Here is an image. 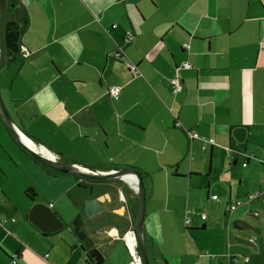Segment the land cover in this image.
Listing matches in <instances>:
<instances>
[{"label": "crops", "instance_id": "0c3cea01", "mask_svg": "<svg viewBox=\"0 0 264 264\" xmlns=\"http://www.w3.org/2000/svg\"><path fill=\"white\" fill-rule=\"evenodd\" d=\"M13 1L28 22L16 54L4 48L0 34V96L16 128L35 142L27 140L30 146L46 158L99 172L136 169L145 189L142 233L150 264H228L233 255L264 264V214L227 213L234 201L264 192V0L5 3ZM1 18L3 26L5 11ZM175 75L182 91L173 96ZM111 86L123 87L119 98L108 95ZM41 166L0 120V264H19L33 246L56 242L61 230L44 234L28 214L44 205L66 227L65 197L85 216L82 232L103 264H130L121 237L134 231L136 181L77 180ZM253 171H259L256 185L242 190ZM38 179L50 192L37 187ZM218 181L220 196L214 193ZM100 197L102 212L86 217L85 201ZM222 222L232 227V239L210 248V258L204 236ZM73 237L68 249L94 264Z\"/></svg>", "mask_w": 264, "mask_h": 264}, {"label": "water", "instance_id": "95a60500", "mask_svg": "<svg viewBox=\"0 0 264 264\" xmlns=\"http://www.w3.org/2000/svg\"><path fill=\"white\" fill-rule=\"evenodd\" d=\"M5 0H0V18L5 11ZM20 39V32L18 27L14 22H7L5 26V33L3 36L4 48L11 54H16L18 52V41ZM1 45H0V62H1ZM0 120L5 125L9 135L13 141L18 144L34 161L40 165L55 171L63 175L77 176L80 178H85L93 182H117V181H136L137 183V196H138V210L134 220V232L137 240V249L139 256L141 258L142 264H150L145 245L143 242V218H144V207H145V189L143 187V178L141 174L134 168H115L109 172H99L90 168H84L73 163H61L55 158L49 159L43 155L38 154L29 148L24 142L23 138L27 139L29 142L35 144L31 139H29L25 134H23L16 126L13 124L11 118L9 117L6 108L3 104L2 98L0 96ZM36 145V144H35ZM91 194V191L89 192ZM103 210L102 200L100 198H94L85 201V215L91 218ZM28 219L35 227H37L44 234L56 233L64 228V224L58 217L53 213L48 207L36 204L32 207L28 214ZM82 226L80 217L73 224V234L77 240L82 244V249L86 252V260L93 261L94 264H103V256L94 247V242L89 238L84 232L80 231Z\"/></svg>", "mask_w": 264, "mask_h": 264}, {"label": "rangeland", "instance_id": "374dc122", "mask_svg": "<svg viewBox=\"0 0 264 264\" xmlns=\"http://www.w3.org/2000/svg\"><path fill=\"white\" fill-rule=\"evenodd\" d=\"M0 20H1L0 21V34H2V33H5L6 23L2 26L1 25L2 24L1 23L2 18ZM252 161L254 162V159ZM226 162L231 163V159H229L227 157ZM241 162H245V159H242V160H240V162H238L237 167L235 168L237 170V173H239V171H240L239 168H240ZM222 166H223V173H224V171H226V163L223 162ZM258 174H259V171L258 172L253 171L251 174H249V177H247L249 182H248V184H244L242 186V190L247 188L248 186L256 185ZM211 178L215 182V175H212ZM36 184H37V187H39L41 189H43V187H44V188L48 189V191L50 192L49 189H51V187H49L46 184V181L38 179ZM216 184H217V186H219V187H217L219 190H218V192H214V193L215 194L217 193L216 195L220 196L218 193L221 191V189H223V184L219 181L216 182ZM215 190L217 191L216 188H215ZM253 193L254 192H252L250 194H253ZM72 197H75V196L72 194ZM240 200L245 201V198H242ZM62 202H63V207L65 210V212L63 213V218L66 219V224H65L66 227H64V229L61 230L57 234V237H53V238H56V242L51 243V244L42 243L41 245H38V247L33 246V248H32L33 252L26 251V254H25L23 261L19 262V264H49V262L51 264H85V258L82 256L80 250L77 249V250H73V251L71 250L70 251L68 249V247H71L73 249V247H72L73 242L74 243L76 242L74 237H73V234H72L73 224L78 220V217L80 216V220L82 222L81 231H84V227H85L84 223L86 222V219L84 218L85 216L83 215L84 217H82L76 211V209H72L71 201L69 198L65 197L64 199H62ZM44 203H47V202H44ZM236 210H238L239 214H243L244 212L246 214H249L250 212H252L256 215L258 213L260 216V215L264 214V204H259L257 201H255L252 204H245L244 206L239 207ZM82 213L84 214V208L82 210ZM248 218H249V220H251V217H248ZM256 218L257 217L252 218V219L255 220ZM247 223H249L253 226L255 225L254 222H250L248 220H247ZM184 225H185V223H184ZM231 230H232V227H231ZM231 230L229 228L227 229V225L222 222L221 224L220 223L218 224V229L210 230L209 233L206 236H204V244L206 246H208L206 249H207V253L210 256V258H212L215 255L214 251L210 248L218 247V245L220 244V242L222 240L226 241L227 237L229 239H232L233 234H232ZM129 231H132V230H129ZM235 236H236V238L242 239V240L247 238V235H243V234H236ZM249 239H251V238H249ZM252 239H254V238H252ZM248 240H247V243H249ZM254 242H255V239H254ZM254 242L249 243V244L250 245L254 244ZM225 244H224L223 248H225ZM213 249H215V248H213ZM45 255L50 256V259L48 261H46L44 259ZM232 257H237L239 259V262H242V259L245 256L233 255ZM232 257H230V258H232ZM53 258L55 259V262H52ZM13 259L14 258H11L12 262H14Z\"/></svg>", "mask_w": 264, "mask_h": 264}, {"label": "built area", "instance_id": "2783aa9c", "mask_svg": "<svg viewBox=\"0 0 264 264\" xmlns=\"http://www.w3.org/2000/svg\"><path fill=\"white\" fill-rule=\"evenodd\" d=\"M125 67L127 68V70L132 74V75H137L138 74V68L133 65V64H129V63H124ZM182 69L185 70H189L191 68L190 65L188 64H183ZM170 88H171V93L173 96L178 95L179 93H181L182 91V87H181V82L179 80V77L177 75H175L171 80H170ZM123 91V87L122 86H111L108 88V95L112 98V99H117L121 96ZM186 136L193 140V139H199L198 134L195 131H189V132H185ZM210 143H212V140L209 141ZM243 167L245 166L244 164L242 165ZM135 188L137 189V184L135 185ZM217 197L216 196H212V200H216ZM251 201H260L261 203L264 204V192H256L255 194H252L250 196H248L245 201H240L237 200L231 204H229V206L227 207V213H232L233 211H235L237 208L241 207L244 204H248ZM49 207L51 208V205H49ZM254 216H257L256 214H254ZM201 220H205V216L201 215L200 217ZM185 226L190 224V219H186L185 220ZM0 224H2V222H0ZM112 235L115 237L116 233H112ZM122 241L124 242L127 252L130 256V264H142L141 262V258L139 256L138 253V249H137V240H136V235L134 231H128L127 233H125L122 237H121ZM249 243H253L254 239H249L248 240ZM48 255L44 256V259L47 261ZM13 261L15 262V258L13 259ZM249 262V257L245 256L242 259V262H239V259L237 257H232L230 258V261L228 262V264H247ZM198 264V263H197Z\"/></svg>", "mask_w": 264, "mask_h": 264}, {"label": "trees", "instance_id": "16d2710c", "mask_svg": "<svg viewBox=\"0 0 264 264\" xmlns=\"http://www.w3.org/2000/svg\"><path fill=\"white\" fill-rule=\"evenodd\" d=\"M4 7H5V14L7 15L8 21L14 22L16 24V26L18 27V29H19L20 35L23 34V32H25V30H26L27 22H28L26 10L20 4L18 5V3L14 2V1L10 2V3L6 2ZM31 160L33 162L37 163L32 158H31ZM41 167L43 168V170H45L46 172H48L50 174L63 175V174H61L59 172L52 171V170H50V169H48V168H46L44 166H41ZM75 178L77 180H81L80 177H76L75 176ZM87 181H89V180H87ZM26 193L30 194V193H33V191L32 190H28ZM234 227H235V229H238V225H235ZM205 255L209 256L208 253H206Z\"/></svg>", "mask_w": 264, "mask_h": 264}, {"label": "bare ground", "instance_id": "6f19581e", "mask_svg": "<svg viewBox=\"0 0 264 264\" xmlns=\"http://www.w3.org/2000/svg\"><path fill=\"white\" fill-rule=\"evenodd\" d=\"M5 6V4H4ZM23 142L29 147L31 148L33 151L37 152L38 154L42 155L40 152H38V150L34 147V146H30V143L27 141V139L23 138ZM45 157V156H44Z\"/></svg>", "mask_w": 264, "mask_h": 264}, {"label": "flooded vegetation", "instance_id": "af4514ba", "mask_svg": "<svg viewBox=\"0 0 264 264\" xmlns=\"http://www.w3.org/2000/svg\"><path fill=\"white\" fill-rule=\"evenodd\" d=\"M7 22H11V21H7Z\"/></svg>", "mask_w": 264, "mask_h": 264}]
</instances>
